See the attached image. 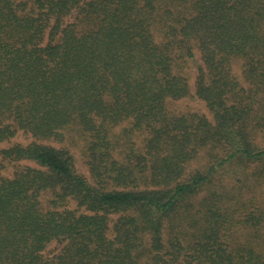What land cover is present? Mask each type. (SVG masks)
<instances>
[{
  "label": "trees",
  "instance_id": "trees-1",
  "mask_svg": "<svg viewBox=\"0 0 264 264\" xmlns=\"http://www.w3.org/2000/svg\"><path fill=\"white\" fill-rule=\"evenodd\" d=\"M260 135L264 0H0V264H264Z\"/></svg>",
  "mask_w": 264,
  "mask_h": 264
},
{
  "label": "rangeland",
  "instance_id": "rangeland-1",
  "mask_svg": "<svg viewBox=\"0 0 264 264\" xmlns=\"http://www.w3.org/2000/svg\"><path fill=\"white\" fill-rule=\"evenodd\" d=\"M200 65V60L197 54H194L192 59H189L186 62V66L183 68V74L188 75L190 80H191V84H193L194 80V76H196L197 74V70H198V66ZM232 73L233 76L241 81L242 80V67H241V63L240 62H234L232 65ZM167 109L168 111L173 114V115H186V114H198L201 116L206 117L207 119L211 120V113L210 111L207 109L206 105L200 101L199 99L196 98H184L181 100H172L167 104ZM258 142L261 144V147H264V136H259L258 137ZM202 157H200V160H198V162H194L192 163L190 166H188L187 168V172H191L197 169L200 170H204L203 165L206 162V159H201ZM22 165H27L25 162L21 163ZM79 165V169L80 164ZM13 168H9V170H12ZM233 173V172H232ZM231 172H225V173H219L216 175V177L219 179H222V182L224 184H228L227 187L229 188L230 185L235 182L236 185H238V182L236 179H233V177ZM222 175V176H221ZM234 175V174H233ZM236 176V174H235ZM234 176V177H235ZM251 180V181H250ZM250 180L248 182L251 183V187L250 189H248L246 194H245V198H250V197H254L256 198V202L257 203H262L264 202V183H256L253 179L250 178ZM220 181V180H219ZM215 185V183H214ZM253 191V192H252ZM207 193V190H205V192H202V195L200 196V198L204 197V194ZM244 231V230H243ZM241 231H236L237 237H243V235L245 234V232ZM264 232V229H263Z\"/></svg>",
  "mask_w": 264,
  "mask_h": 264
}]
</instances>
